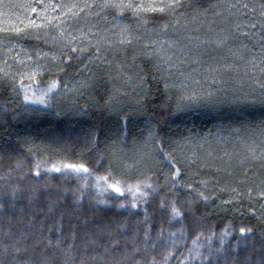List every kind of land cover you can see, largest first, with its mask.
I'll return each instance as SVG.
<instances>
[{"label":"snow or ice","instance_id":"6c2138e0","mask_svg":"<svg viewBox=\"0 0 264 264\" xmlns=\"http://www.w3.org/2000/svg\"><path fill=\"white\" fill-rule=\"evenodd\" d=\"M200 3L201 0H0V18L8 17V26H0V93L22 96L25 111H54L57 116L63 111L61 101L71 99L75 111L83 114L85 109L76 107L75 97L82 95L84 89L92 88L97 81L104 80L105 74L109 80L122 79L138 96L142 92L146 98L147 76L142 74L143 70L133 68L135 78L126 71L136 65L138 58L143 57L152 61V69L163 81L167 96L163 107L174 115L202 101L209 105L213 103V93L205 94L184 82L177 84L173 76L179 74L185 80L191 79L190 73L185 75L182 65L189 61L201 64L202 56L208 50L205 46L214 45L215 49L226 50L227 55L212 57L216 63L209 64L206 71L213 82H216L217 75L223 73H242L237 83L241 87L245 83L251 85L246 95L256 99L250 102L255 103L258 99L264 104V0H215L208 8L197 6ZM209 11L212 13L211 19L208 18ZM12 16H15V22H12ZM197 22L198 26L190 27ZM205 24L211 36L190 34L193 31L199 33ZM24 41H35L37 46L28 49ZM113 72L116 73L115 77ZM45 74L50 78L41 85ZM153 79H157V76L154 75ZM170 88L178 89L175 97L169 94ZM128 95L127 91L113 86L110 94L100 96L103 104L96 102L102 117L105 114L119 115L122 126L106 149L109 163L103 175H95L84 163L61 162L52 163L51 166L45 163L42 166L40 161H36L29 172L39 177L42 167L45 173L68 174V170H71L85 180L84 188L88 186L87 179L92 178L94 187L100 193L111 189L119 196H124L125 192L131 196L128 205L118 202L120 208L147 205L149 198L161 187L160 180L154 179L158 172L163 175V183L169 186L173 197L179 196L181 190L186 192L189 198L185 203L193 226H198L203 219L196 216V204L208 205L217 190L232 193L228 199H222L221 204L238 203L241 197H246L250 205L255 201H264V122L259 126V143L249 138L244 143L243 151L225 152L223 157L215 156L211 150L203 153L196 150L203 149L206 138L201 143L189 136L183 142L174 141L173 148L165 145L152 129L148 133L151 150L133 148L129 154L122 147L126 143L124 138L130 134L129 116L133 112L143 111L144 100L136 101L139 107L129 108L122 99ZM29 104H39L43 108L30 109ZM161 118H164L163 112ZM66 134L69 138L79 135L71 130L67 133L52 131L49 133L51 142L48 147L67 151L68 145L63 142ZM99 135V132L90 130L84 137L86 144L96 149L97 166L104 159L97 145ZM24 143L26 150L35 157L32 142L25 140ZM218 160L219 164L216 163ZM23 167L24 161L17 160L6 174L0 175L3 182L0 184V212L5 211L6 204L15 209L25 193L29 202L37 198L39 182L23 188L20 185L28 172H23L16 183L11 182L13 172ZM208 168L225 173L235 186L228 183L221 187L217 180L210 188L209 179L201 177V169ZM145 169L151 174L146 173ZM81 173L87 176L80 177ZM132 173H137L135 183L129 180ZM82 199L81 192L77 202ZM58 206L61 235L55 242L37 236L36 244L46 241L49 248L58 250L63 256L62 264H172L174 258L176 264H188L189 260H200L201 264H205L212 255L211 250L207 256L200 251L198 241L203 232L196 234L186 255L180 250V245L186 239L183 228L169 232L167 239L161 229L153 239L146 208L143 233L138 222L129 235L126 222L81 220L77 209L61 206L59 199L50 202L48 212L57 211ZM160 206L164 207V203L161 202ZM169 207L173 219L183 217L175 199ZM261 210V216H264V203ZM249 211L256 215L254 206ZM65 218L68 220L66 235L63 233ZM40 231L42 233V229ZM228 232L229 228L226 227L223 235L226 236ZM239 232L251 233L252 228L240 226ZM158 248L162 249L159 253ZM157 255L160 259H157ZM45 264L50 262L46 261Z\"/></svg>","mask_w":264,"mask_h":264},{"label":"trees","instance_id":"16d2710c","mask_svg":"<svg viewBox=\"0 0 264 264\" xmlns=\"http://www.w3.org/2000/svg\"><path fill=\"white\" fill-rule=\"evenodd\" d=\"M215 0H201L197 6L208 8ZM19 11V10H17ZM211 11L208 18L211 19ZM189 19H191L189 17ZM203 19V18H201ZM15 22V16L11 17ZM8 17L0 18V26L7 25ZM192 24L190 27H196ZM217 27V25H213ZM193 36H211L207 32V26L201 28L199 33L191 32ZM175 39V36H171ZM25 47L34 49L37 46L35 41H24ZM208 50L202 56V63L196 64L191 61L182 65L185 75L191 74V79L185 80L184 77L176 74L173 80L177 84L184 82L203 93H213V103L201 102L193 108L176 112L174 115L164 108L167 96L163 87V81L158 79L159 74L152 69V61L147 58H138L136 65L126 69L128 75L135 78L136 71L143 70L142 74L147 76L145 90L148 95L145 98L143 93L137 95L129 84L124 83L122 79H105L97 81L92 88L83 90V94L75 97L76 107L85 109L83 114H78L71 104V99L61 101V114L57 116L54 111L38 112L25 111V104L22 103V96H12L10 93H0V175L8 172L17 160L24 161V167L20 171L13 172L12 183H16L18 177L23 172H28V176L20 181L21 187L30 186L34 182H39L40 191L35 200L29 202L27 193L17 202L16 208H11L6 204L5 211L0 212V264H62L63 256L61 253L47 246L44 243L36 244L37 236L41 238H50L53 242L61 235L59 206L58 210L49 213L48 207L51 201L59 199L62 205L70 206L71 209H77L80 219L90 221L108 222H126L129 225V235L131 229L139 228L141 234L145 228L144 209H147L148 225L151 227L153 239L161 229L164 230V237L167 239L169 232L185 230L186 239L180 245V250L186 255L187 249L192 247V240L198 232H203L198 243L201 245L200 251L207 256L211 250L212 255L205 264H264V216H261V204L264 201H255L252 205L246 197H241L238 203L221 204L222 199H228L232 193L229 191H216L215 197L208 205L198 203L195 206L197 217H203L198 226H193L190 212L186 205L189 198L186 192L181 190L179 196L173 197L169 186L163 183V175L158 173L154 179H159L161 187L158 192L149 198L147 205H138L137 208L118 207V202L129 204L131 196L125 192L124 196L114 193L111 189L100 193L94 187V180L87 179V187L84 188V179L68 170L65 173H45L43 167L41 175L36 177L29 169L34 166L36 161H40L42 166L47 163H84L95 175H103L108 167V154L106 149L116 138V132L121 129L119 115L105 114L102 117L97 110L96 102L101 95L110 94L113 86L128 92V96L122 97L127 102V107L136 108L138 99L144 100V108L141 112H133L129 116L131 123L128 125L130 134L124 138L126 143L122 145L125 152L131 154L133 148L137 150L150 151L151 145L148 141L149 130L155 131L160 136L165 145L175 147L174 141L183 142L191 136L199 142L204 143L203 149H196L203 153L206 150L213 151L215 156L223 157L225 152L232 153L243 151L244 143L249 138L260 141V128L264 122V104L257 102L251 103L254 97L246 95L251 85L245 83L241 87L237 80L241 74L235 72L223 73L216 76V82L206 71L209 64H215L212 57L227 55L224 49H215V46H205ZM45 51L48 49L45 47ZM131 53H129V58ZM82 75H86L82 73ZM114 77L116 73L112 74ZM157 79H153V76ZM47 74L41 79V85L49 79ZM199 81V83H195ZM139 91V90H138ZM177 88H170L169 94L173 97L177 95ZM258 92V90H257ZM11 101V102H10ZM30 109H42L39 104H29ZM8 110L5 111L4 109ZM163 112L164 118H161ZM236 129L240 131L237 132ZM71 130L79 135H73L71 138L66 134L64 143L68 145V150H54V147H48L51 142L49 133L52 131H62L67 133ZM99 132L97 141L98 148L104 154V159L97 166V153L91 144H86L84 137L89 131ZM32 142L35 157L29 153L24 141ZM244 141L243 143L241 141ZM135 141V144L133 143ZM91 149V150H90ZM167 150V149H166ZM191 149H189L190 151ZM217 164L220 161H216ZM146 173L148 169L144 170ZM239 172V169H237ZM137 173H132L129 177L130 183H135L134 177ZM80 177L87 174H79ZM201 177L209 179V187L217 183L220 186L230 183L225 173H217L215 168L201 169ZM201 177H195L199 179ZM0 184H3L0 181ZM230 186H235L234 182ZM103 187V185H102ZM83 193V199L77 202V197ZM118 198V200H117ZM175 199L177 207L183 213V217L173 219L170 211V203ZM106 203H98V201ZM161 202L164 207H161ZM255 207L256 215L249 211L250 207ZM75 219V218H74ZM240 226L251 227L252 232H239ZM229 228L228 234L223 235L224 229ZM42 229V233L41 230ZM68 232V220L63 221V233ZM214 233V234H213ZM210 237V239H208ZM223 239V243L221 240ZM79 239L77 243L79 244ZM19 249V251H17ZM162 251L158 248L157 253ZM183 257H181L182 259ZM157 259L160 256L157 255ZM203 259V257H202ZM172 264H176L175 258ZM188 264H201L200 260H189Z\"/></svg>","mask_w":264,"mask_h":264}]
</instances>
